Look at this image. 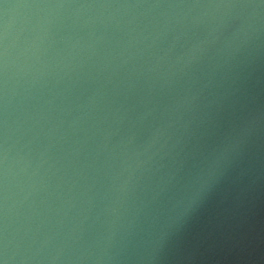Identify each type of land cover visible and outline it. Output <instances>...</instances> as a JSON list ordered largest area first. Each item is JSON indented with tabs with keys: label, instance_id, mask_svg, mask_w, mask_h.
I'll return each instance as SVG.
<instances>
[{
	"label": "water",
	"instance_id": "obj_1",
	"mask_svg": "<svg viewBox=\"0 0 264 264\" xmlns=\"http://www.w3.org/2000/svg\"><path fill=\"white\" fill-rule=\"evenodd\" d=\"M0 264H264V0H0Z\"/></svg>",
	"mask_w": 264,
	"mask_h": 264
}]
</instances>
